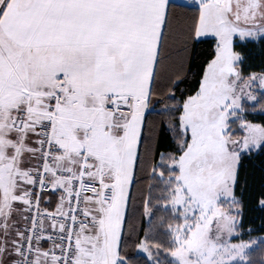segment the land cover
Segmentation results:
<instances>
[{
    "label": "snow or ice",
    "instance_id": "6c2138e0",
    "mask_svg": "<svg viewBox=\"0 0 264 264\" xmlns=\"http://www.w3.org/2000/svg\"><path fill=\"white\" fill-rule=\"evenodd\" d=\"M238 42L264 0H0V264H264Z\"/></svg>",
    "mask_w": 264,
    "mask_h": 264
},
{
    "label": "trees",
    "instance_id": "16d2710c",
    "mask_svg": "<svg viewBox=\"0 0 264 264\" xmlns=\"http://www.w3.org/2000/svg\"><path fill=\"white\" fill-rule=\"evenodd\" d=\"M236 46L238 49L242 48V50L244 52L245 58H244L242 68H243V72L245 75H247L248 73H251V72L264 71V50H261L259 45L243 44L241 42H238ZM198 61H199V57H197L196 61H194V66H195V63H198ZM183 86L184 85H180V87H183ZM257 94L259 95L258 92H257ZM260 102H264V98H262V100ZM162 103H163V101H161V104ZM160 106L161 105L158 104L157 108H159ZM248 107H249V111H250V114L247 117L248 119L254 120L257 122L264 121V115H261L259 113H251V109L253 106L248 105ZM153 115L156 116V119L158 121L162 116V114L156 115L155 113ZM161 141H162V143L165 142V133H163V132H161ZM256 163H259V161L257 160ZM45 206L52 207L53 205L45 204ZM157 214L159 215L160 213H157ZM262 218H264V212H261L259 210H254L249 205L248 207H246L245 213H244V228L247 229L249 226L256 228L257 232L251 233V235H253V236L264 233V227L261 226ZM132 223L135 225V227L137 229L140 230L139 234L143 235V228L141 227V225H142L141 218L137 216L134 219V221H132ZM239 238L247 239L248 234L246 233L243 237H239ZM136 239H137V235H136V232L134 231L131 234V239L129 242L132 243ZM253 255L256 259H259V253L258 252L253 253Z\"/></svg>",
    "mask_w": 264,
    "mask_h": 264
},
{
    "label": "built area",
    "instance_id": "2783aa9c",
    "mask_svg": "<svg viewBox=\"0 0 264 264\" xmlns=\"http://www.w3.org/2000/svg\"><path fill=\"white\" fill-rule=\"evenodd\" d=\"M55 206V205H54ZM54 206L52 208H54ZM43 207H46L45 205H43ZM47 246V245H46Z\"/></svg>",
    "mask_w": 264,
    "mask_h": 264
},
{
    "label": "crops",
    "instance_id": "0c3cea01",
    "mask_svg": "<svg viewBox=\"0 0 264 264\" xmlns=\"http://www.w3.org/2000/svg\"><path fill=\"white\" fill-rule=\"evenodd\" d=\"M52 205L54 206V203H53ZM53 206H52V207H53ZM46 207H47V206H46ZM45 246H46V245H45Z\"/></svg>",
    "mask_w": 264,
    "mask_h": 264
},
{
    "label": "rangeland",
    "instance_id": "374dc122",
    "mask_svg": "<svg viewBox=\"0 0 264 264\" xmlns=\"http://www.w3.org/2000/svg\"><path fill=\"white\" fill-rule=\"evenodd\" d=\"M255 122H257V121H255Z\"/></svg>",
    "mask_w": 264,
    "mask_h": 264
}]
</instances>
